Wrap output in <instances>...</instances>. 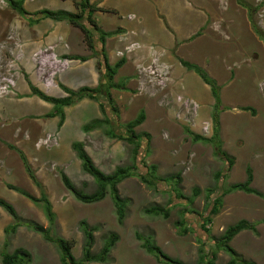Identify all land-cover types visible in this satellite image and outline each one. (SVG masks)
Segmentation results:
<instances>
[{"label": "rangeland", "instance_id": "374dc122", "mask_svg": "<svg viewBox=\"0 0 264 264\" xmlns=\"http://www.w3.org/2000/svg\"><path fill=\"white\" fill-rule=\"evenodd\" d=\"M80 2L24 0V16L0 0V199L10 203L22 220L49 228L42 207L10 189L41 197V189L26 173L13 146L26 155L52 203L57 215L52 237L75 241L73 256L82 264H162L144 250L137 233L151 235L171 258L197 264L200 251L211 254L223 232L241 220L256 223L258 234L244 231L231 246L240 258L264 264V0H91L106 10L94 14L99 29L114 33L102 46L92 29L96 52L88 48L82 31L68 21L37 15L43 10L78 13ZM192 17H200L195 31ZM188 34L192 38L184 40ZM103 50L111 66L126 60L113 82L123 88L108 92L117 114L108 104L103 82ZM181 61L200 66L220 86L218 127L212 118L215 102L210 86ZM31 85L58 99L68 97L69 91L104 85L98 98L120 134L125 133L124 125L145 112L146 120L136 132L149 133L151 141L149 145L143 141L137 167L139 175L149 172L147 178L155 187L138 176L118 186L121 197L128 201L123 223L110 195L97 204H82L65 188L61 173L77 189L91 194L96 190L95 181L83 171L72 144L83 143L105 174L134 166V146L110 138L106 128L83 131L93 119L104 118L100 102L89 98L64 109L66 120L59 129L60 118L47 117L54 106L34 96ZM48 86L51 94L43 90ZM244 107L252 111H242ZM187 129L209 142L195 141ZM222 153L234 161L232 168ZM152 165L157 167L155 178L148 169ZM249 167L251 187L262 197L241 191L227 195L220 214L208 226L210 232H205L202 218L209 216L212 202L207 199V189H216L218 197L244 183ZM219 173L222 176L217 180ZM170 176H179V183L163 182ZM195 188L201 190L199 196L194 195ZM153 206L169 210V217L147 214L146 209ZM183 212L188 221L186 233L177 226ZM83 220L97 228L93 255L101 251L109 235H119L107 262L84 261ZM13 222L0 207V253L9 238L7 251L27 250L32 264H63L58 247L26 227L8 237L5 228ZM230 259L227 252L220 251L216 264H228Z\"/></svg>", "mask_w": 264, "mask_h": 264}, {"label": "trees", "instance_id": "16d2710c", "mask_svg": "<svg viewBox=\"0 0 264 264\" xmlns=\"http://www.w3.org/2000/svg\"><path fill=\"white\" fill-rule=\"evenodd\" d=\"M11 8L16 10L19 14L27 16L26 10L23 8L24 0H5ZM79 12L78 13H70L66 11H50V10H43L41 13H38L37 15H41L42 18L50 19L56 22H63L68 21L71 23L75 28H78L82 31L84 34L85 43L87 44L88 48L92 50L93 52H96L95 48V36L93 33V30L100 36V42L102 43V46L105 45V39L108 36L114 35V33H104L102 32L99 27L98 23L94 18V14L97 12H105L106 10L103 8L98 7L95 4H91V0H81L80 3L77 5ZM32 19V18H30ZM86 20L87 23L84 21ZM88 24V25H87ZM103 62L100 66L103 67L104 65V80L103 82L106 83L105 89H106V95L109 100V105H111V108L113 112L116 114L118 113V110L114 104V101L111 98V95L108 93L109 89L115 88H123V86L115 85L113 84L114 78L117 75L118 71L125 65L126 60L121 59L118 63H116L114 66H111L109 64L107 53L103 50L102 54ZM81 60H88L86 58H81ZM182 65L187 68L188 71L195 72L200 76V78L203 80V82L210 86L211 93L214 98V114H213V121L216 127L220 124L219 115L221 112L222 107V98H221V88L217 85V82L212 79L208 73L200 68V66H197L196 64L188 63L186 61H181ZM102 86H98L96 89H91L88 87L82 88L78 92L69 91L70 95L65 98H52L46 96L44 93L39 91L36 87L31 85L32 94L34 96H37L43 101H46L48 103H51L54 106L53 111L47 116L48 118H60L58 123V128L61 129L62 126L65 123L66 115L64 109L67 107H70L74 104H76L78 101L83 100L84 98H89L91 100H95L96 102H100V109L104 116L102 119H93L89 123H87L83 127V131L85 133H90L95 130H99L102 128H106L105 132L106 134L112 138V139H120L124 140L131 145L134 146L133 149V156L135 158V165L132 167H125V168H117L112 174H105L103 171L100 170L99 167L96 166L95 162L91 158V156L88 154V152L85 149V145L81 142H75L72 144V149L74 152H76L78 159L82 163V169L83 171L90 175L96 184V190L95 192L88 194L85 191L79 190L76 188V186L73 184V182L70 180V178L65 174L61 173V179L65 186V188L72 193V195L75 197L77 201H79L82 204L86 205H92L102 202L106 199L108 195L111 196L112 201L114 203V206L116 208V212L118 215V220L120 223H123L126 218V209L128 205V201L126 199H123L119 193L118 186L123 183L125 180L138 176L142 179V181L148 185L149 187H155V184L153 180H149L147 176L149 175V172H147L146 175H139L138 174V167H137V156L140 153V150H142V143L144 140L148 142V145L151 141V135L146 132L137 133L136 128L140 127L144 124L146 120V114L144 111H141L138 117L129 122L128 124L124 125L125 133H118L117 129H114L112 125L111 118L108 115V111L103 103H101L100 99L98 98L99 94L102 93ZM242 111H252V108L250 107H244L242 108ZM187 133L189 135H192L195 139V141H203V142H209L208 139L203 138L201 136H197L194 133H192L189 129H187ZM218 136V132L216 131L214 138ZM215 139H211L210 141H214ZM217 143V147H218ZM11 148L18 152L20 155V158L23 162L24 168L26 173L29 175L30 179L33 181V183L41 189V197L35 198L28 194L27 192L20 190L18 188L10 186V189L16 191L17 193L23 195L24 197L31 200L36 205H40L42 207L43 213L49 222V228H44L42 225H39L34 222L24 221L22 220L15 208L8 203L5 200L0 199V207L3 208L13 219V223L5 228V234L9 237L11 235H15L19 228L26 227L28 230L40 234L44 237V239L48 242L54 243L59 251L61 252V259L63 264H82V262L77 261L75 257L73 256V248L75 247V241L73 240H66L63 238H54L52 237V228L56 225L57 221V215L53 210L52 203L46 194L42 184L39 182L35 171L33 170L32 166L29 164V161L26 157V155L16 149L15 147L11 146ZM221 152V151H220ZM148 153V151H146ZM223 157H227V161L230 165L229 168L233 167L234 161L228 157L227 154L222 153ZM151 171V178H155L157 167L155 165H152L148 168ZM222 174L219 173L216 177L217 180L221 178ZM160 180V179H159ZM176 183H179L180 177L179 176H170L167 178H163V182H170L175 181ZM253 183V173L252 169L249 167L247 169V179L244 183L235 184L231 188L225 190L222 192L221 195L218 197H215L217 191L216 189H207V199L212 200L210 204V213L209 216L202 218V224L201 228L209 233L210 229H208V226L212 224L213 217L220 214L222 205H223V199L227 195L241 191L248 195H257L262 197V194L256 191L251 187ZM201 190L199 188L194 189V195L199 196ZM179 197H182V195H178ZM147 214L154 216V217H164L168 218L170 211L165 210L162 207L159 206H153L149 209H146L145 211ZM188 213V212H187ZM182 219L177 223V226L180 227L184 233L188 231L187 227V220L184 217V212L182 213ZM257 224L256 223H250L247 220H241L238 223L229 226L223 234L218 238V241L215 243L216 249L211 252V254L205 253L203 250L200 251L201 255L199 258V262L197 264H216L217 261V253L220 251H225L230 256V261L228 264H255L253 262L244 260L240 258L239 254L235 251V249L231 246V242L234 240L235 237H237L240 233L244 231H251L256 234H258L257 231ZM80 228L84 234L85 237V246H84V261L87 263L90 262H102L105 263L109 260V256L112 253L113 249L115 248L116 244L119 242L120 237L118 234H111L104 240V245L101 251L97 255L92 254V249L94 246V233L97 232L96 227H90L87 221L83 220L80 223ZM136 238L142 243V247L144 250L154 256L156 260L159 263L162 264H185L184 262L171 258L168 256L154 241L153 237L150 236H144L140 233H137ZM9 245V238L6 240L5 246L3 250L0 253L1 256V263L2 264H32V257L31 254L23 249L18 248L13 252H8L7 247Z\"/></svg>", "mask_w": 264, "mask_h": 264}, {"label": "crops", "instance_id": "0c3cea01", "mask_svg": "<svg viewBox=\"0 0 264 264\" xmlns=\"http://www.w3.org/2000/svg\"><path fill=\"white\" fill-rule=\"evenodd\" d=\"M192 21L194 22L193 25H192V31H195V28L199 29L198 26H199V23H200V17H192ZM167 24L169 25L168 22H167ZM169 26L172 29V32L176 34L175 29L172 28L171 25H169ZM172 32H171V34H172ZM172 37H173V35H172ZM190 38H192V35L191 34H188V36L184 40H187V39H190ZM53 152L57 154L58 153V150L57 149H54ZM54 157H56V156H54Z\"/></svg>", "mask_w": 264, "mask_h": 264}, {"label": "bare ground", "instance_id": "6f19581e", "mask_svg": "<svg viewBox=\"0 0 264 264\" xmlns=\"http://www.w3.org/2000/svg\"><path fill=\"white\" fill-rule=\"evenodd\" d=\"M51 61H53V59H51ZM43 90H44L45 92H48V93L51 94V92H50V87H49V86H48L46 89L43 88Z\"/></svg>", "mask_w": 264, "mask_h": 264}]
</instances>
